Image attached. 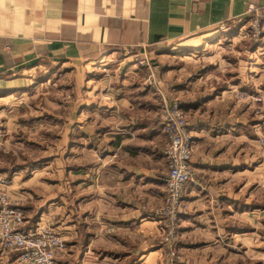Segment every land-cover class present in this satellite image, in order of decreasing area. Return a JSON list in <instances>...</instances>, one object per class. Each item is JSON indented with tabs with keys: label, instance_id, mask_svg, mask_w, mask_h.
<instances>
[{
	"label": "crops",
	"instance_id": "0c3cea01",
	"mask_svg": "<svg viewBox=\"0 0 264 264\" xmlns=\"http://www.w3.org/2000/svg\"><path fill=\"white\" fill-rule=\"evenodd\" d=\"M250 4L264 10V0H0V99L27 92L38 83L35 80L55 76L61 80L68 73L83 77L81 83L76 80L78 94L83 88L93 93L91 67L110 62V84L105 86L110 104L104 108L110 109L111 263L146 264L143 261L151 259L149 264H161L160 242L153 237L159 220L153 211L163 204L166 141L156 95L141 84L143 74L131 65V54L157 55L165 45L208 35L246 18ZM106 78L108 74L100 81ZM238 87L232 86L231 91L211 88L209 95L214 99L202 101H197L196 92L186 91L190 97L187 109L197 108L199 102L209 106L211 101H223ZM165 91L171 102L181 96L177 88L165 87ZM95 101L92 97L85 104L80 102L75 110L93 108ZM80 122L75 119V129ZM192 124L196 136L193 168L201 178L185 186L184 201L190 209L179 231L186 240L188 264H197L194 255L201 245L195 243L197 238L227 236L228 226L222 218L225 206L240 205L237 195L227 190L243 169L242 161L228 159L226 150H213L211 145L227 133L236 134L237 123L195 119ZM61 200L49 194L42 206L34 205L33 217H26V228L48 222L62 237L93 236L90 225L76 228L68 217H58ZM235 229L231 235L240 231ZM77 246V263L83 264L90 252L86 246ZM5 264H15V258Z\"/></svg>",
	"mask_w": 264,
	"mask_h": 264
},
{
	"label": "rangeland",
	"instance_id": "374dc122",
	"mask_svg": "<svg viewBox=\"0 0 264 264\" xmlns=\"http://www.w3.org/2000/svg\"><path fill=\"white\" fill-rule=\"evenodd\" d=\"M262 13L264 16V10ZM146 59L160 81L165 101L177 104L187 119L194 141L193 157L195 119L237 123L236 134L227 133L211 145L213 150H226L228 159L242 161V173L232 178L227 190L237 195L240 205L225 206L222 218L228 226L227 236L221 233L220 237L196 239L195 243L201 244L194 255L196 263L264 264V18L250 15L226 23L208 35L165 45L157 55L146 53ZM131 61L143 74L141 84L156 95L149 85L150 71L136 65L132 57ZM91 71L95 75L90 86H94L93 93L88 89L87 94L83 88L84 93L78 94L75 87L83 77L68 73L61 80L58 76L35 80L38 83L27 92L0 99V195L5 196L6 204L19 207L26 223V217H33L34 205H41L51 194L62 199L58 217H68L76 228L90 225L94 231L91 237L66 238L50 223L40 222L51 227L65 243V249L56 256L57 264H78L77 245L88 247L90 252L83 264L111 263L110 109L104 108L110 104V93L105 87L110 84V62L106 66L95 64ZM107 74L106 81H100ZM232 86L238 87L237 92L226 94L223 101H211L209 106L199 102L197 108L187 109L190 97L186 91L196 92L197 101H202L214 99L209 89L231 91ZM165 87L177 88L181 96L171 102ZM92 97L95 107L75 110L77 104H85ZM155 97L161 107L160 98ZM75 119L81 120L77 129ZM33 121H37L35 125ZM200 178L195 172V180ZM165 190L164 186L162 206L153 211L159 220L153 237L160 242V263L188 264L186 240L179 231L183 217L175 223V240H163L165 223L162 226L159 213L164 208ZM185 204L187 214L190 208ZM234 228L240 230L237 235H231ZM12 258L14 254L6 255L0 250V264Z\"/></svg>",
	"mask_w": 264,
	"mask_h": 264
},
{
	"label": "built area",
	"instance_id": "2783aa9c",
	"mask_svg": "<svg viewBox=\"0 0 264 264\" xmlns=\"http://www.w3.org/2000/svg\"><path fill=\"white\" fill-rule=\"evenodd\" d=\"M254 15L263 19L262 10L254 5H248L247 16ZM246 16V17H247ZM262 32L259 31L258 35ZM146 53H132L136 65L150 71L149 85L154 88L160 98V124L166 138L167 148L164 152L167 162L165 176L164 208L159 213L163 225L165 223V238L173 242L174 227L180 217L186 214L184 202L185 186L197 184L193 168L194 141L187 119L177 104H168L161 92L160 81L156 80ZM2 180L0 176V181ZM0 250L6 255H15V264H57L56 256L65 249L61 237L49 226L36 223L26 228L24 214L19 207L6 204V198L0 195ZM166 218L167 220L166 222Z\"/></svg>",
	"mask_w": 264,
	"mask_h": 264
}]
</instances>
